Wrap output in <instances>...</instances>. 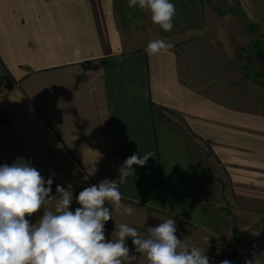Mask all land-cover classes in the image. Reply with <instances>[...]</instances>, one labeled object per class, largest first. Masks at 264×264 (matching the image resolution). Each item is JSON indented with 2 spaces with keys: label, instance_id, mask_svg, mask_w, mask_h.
<instances>
[{
  "label": "crops",
  "instance_id": "obj_1",
  "mask_svg": "<svg viewBox=\"0 0 264 264\" xmlns=\"http://www.w3.org/2000/svg\"><path fill=\"white\" fill-rule=\"evenodd\" d=\"M128 2L0 0V166L23 158L78 196L151 152L122 202L226 243L230 214L264 213V87L215 43L205 0H170L168 32ZM158 39L172 48L149 55Z\"/></svg>",
  "mask_w": 264,
  "mask_h": 264
},
{
  "label": "clouds",
  "instance_id": "obj_2",
  "mask_svg": "<svg viewBox=\"0 0 264 264\" xmlns=\"http://www.w3.org/2000/svg\"><path fill=\"white\" fill-rule=\"evenodd\" d=\"M151 13V20L165 32L173 28L175 5L170 0H129L128 7ZM143 23V21H139ZM172 48L164 40H152L146 47L149 55L167 52ZM81 50H73L79 59ZM151 152L142 156L133 153L119 169L118 179H105L98 185L82 190L76 197L80 207L71 211L72 192L57 185V196H50L54 175L47 180L31 163L18 158L11 165L0 166V264H136L139 255L130 254L125 241L132 238L135 253L142 254L146 264H209V257L198 247H189L176 236L172 218L147 228L142 237L136 228L115 224L116 239L106 240L105 223L113 219V211L132 215L134 209L122 204L120 185L134 175L133 165L143 167ZM57 199L55 211L44 210L37 223L32 216ZM105 201L112 209L105 207ZM220 264H231L223 260ZM245 264H260L258 260Z\"/></svg>",
  "mask_w": 264,
  "mask_h": 264
},
{
  "label": "rangeland",
  "instance_id": "obj_3",
  "mask_svg": "<svg viewBox=\"0 0 264 264\" xmlns=\"http://www.w3.org/2000/svg\"><path fill=\"white\" fill-rule=\"evenodd\" d=\"M208 6V12L213 15L210 21L212 26H207L213 30H218L216 37L220 41L215 42L220 44V48L228 51V46L232 48V66L237 68L240 75L251 77L255 82L260 83L264 87V66L258 59L256 46L264 45V0H205ZM209 19V18H208ZM223 31L228 33V37L222 36ZM210 35V40H217ZM212 38V39H211ZM204 45V44H203ZM264 49V47H263ZM219 53L220 51L217 50ZM218 53L216 55H218ZM222 55V54H219ZM218 61L226 65V60L220 59ZM232 68V73L237 70ZM50 196H57L59 194L52 187ZM71 193V191H69ZM73 195V194H72ZM77 195L73 196L72 204H78L76 201ZM57 199H50L48 203L42 207L37 213L32 216H26L32 224L37 223L39 218L43 215L44 210L55 211ZM122 204L130 206L134 209L132 215H120L113 211V219L105 223V237L106 240L116 239L115 224H127L134 227L142 237L147 235L148 227H155L163 221L170 219L165 213H146L139 207L132 206V204ZM109 208V207H108ZM110 210L112 209L109 208ZM70 210V209H69ZM236 215V216H235ZM241 220L238 222L240 228L233 232L227 226L223 231L227 233L224 236L226 243L219 241L215 236L214 230L194 229L188 228L183 223L175 222L177 232L176 236L184 240L185 243L191 247L195 245L202 252H205L209 257V264H220L223 260H229L231 264H245V261L258 260L260 264H264V213L257 211L249 214H230L229 220ZM231 235V236H230ZM233 236V237H232ZM231 240V241H228ZM130 250V254L139 255L140 259L136 264H146L142 254L135 253V246L132 244V238H126L125 241Z\"/></svg>",
  "mask_w": 264,
  "mask_h": 264
},
{
  "label": "trees",
  "instance_id": "obj_4",
  "mask_svg": "<svg viewBox=\"0 0 264 264\" xmlns=\"http://www.w3.org/2000/svg\"><path fill=\"white\" fill-rule=\"evenodd\" d=\"M264 45L261 46V44L256 46V52H257V56L259 61L261 62V65L264 66V49H263Z\"/></svg>",
  "mask_w": 264,
  "mask_h": 264
}]
</instances>
